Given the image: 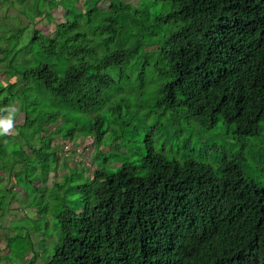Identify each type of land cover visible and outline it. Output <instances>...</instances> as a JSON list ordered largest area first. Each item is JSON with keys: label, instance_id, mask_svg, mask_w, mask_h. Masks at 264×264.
<instances>
[{"label": "trees", "instance_id": "16d2710c", "mask_svg": "<svg viewBox=\"0 0 264 264\" xmlns=\"http://www.w3.org/2000/svg\"><path fill=\"white\" fill-rule=\"evenodd\" d=\"M3 5L0 108L17 113L0 137V264H264V186L244 154L166 151L196 128L264 134V0ZM81 133L91 169L63 150Z\"/></svg>", "mask_w": 264, "mask_h": 264}, {"label": "rangeland", "instance_id": "374dc122", "mask_svg": "<svg viewBox=\"0 0 264 264\" xmlns=\"http://www.w3.org/2000/svg\"><path fill=\"white\" fill-rule=\"evenodd\" d=\"M123 1L128 4L129 2H132V3L136 2V0H123ZM4 11H5V15L9 14V16L14 13V10L10 8L6 9L5 6L3 5L0 7V13H3ZM54 16L58 20L61 19L59 11H55ZM21 21L27 22L24 18H21ZM30 28L24 32L22 41L28 40V38L31 36L32 30ZM39 28L40 30H44V31L50 30L51 31L53 29V26L50 24H46L45 27L40 25ZM1 29L2 28H0V31ZM90 59L92 60V62H96V55L92 54V57H90ZM0 81L5 82L7 81V78L3 75H0ZM147 92L148 93H146L144 96V106L146 105L147 110H148L153 103V98H152V95L149 93V90H147ZM154 118H155L154 116H151L148 119L149 125L152 124V122L154 121ZM170 136L171 134L169 135V137ZM174 138H172L169 141L168 145L166 146V151L169 156L177 157L179 159H181L184 156L194 157L195 155L199 158H203V159L206 158L207 162L210 163L213 157L215 158L219 156V154L222 155L225 152H229L232 154H236V153L244 154V157H245L244 164L247 165V171H248V163L250 165L249 171L246 173L248 174L249 177L255 180L259 186H264V170L263 169L260 170L256 166L257 157H258L257 154L261 149H263L262 142L264 141V134L258 140L254 138L250 140V144H248V141H247V143L244 145L241 143L235 142L234 140L229 139L228 136H226L219 129H215L214 131H205V130L196 128L191 135V145L188 147H186L184 135H181L179 139L178 138L174 139ZM58 142L59 140L56 139L55 143H58ZM94 148H95V140L93 136L87 133H81L75 138L74 141L67 142L66 147H64L63 150L65 151L68 150L66 158L68 162L71 163L70 166H75V164L73 163L78 162V164L81 163L82 165L79 167L86 166L87 168L91 169V168H94V166L96 165V162L93 161L92 159ZM189 148H191L192 150L189 151L190 150ZM206 148H209L208 152L204 150ZM112 149L113 147L111 148V150ZM108 150H109L108 148H103V150L101 151V154L102 155L106 154ZM59 160H61V162L58 163L59 170H57L56 172L58 176L61 175L62 169L60 167H62L63 165L61 157H59ZM65 171L67 170L65 169ZM0 184L3 186L6 184V182L0 181ZM17 206L22 208L21 203H16V202L12 203V207H17ZM1 223L5 227L9 226L8 218L5 217L3 221L2 220L0 221V224ZM32 236H33L32 238H33L34 245H35V250H38L41 252V247L39 246L40 244L36 240V236L33 234ZM3 245H4V238L0 237V249L3 248ZM1 253L4 254V252H1ZM1 264H10V263L4 260Z\"/></svg>", "mask_w": 264, "mask_h": 264}, {"label": "clouds", "instance_id": "9594fccd", "mask_svg": "<svg viewBox=\"0 0 264 264\" xmlns=\"http://www.w3.org/2000/svg\"><path fill=\"white\" fill-rule=\"evenodd\" d=\"M16 113L15 107L0 108V137L10 135L14 131Z\"/></svg>", "mask_w": 264, "mask_h": 264}]
</instances>
